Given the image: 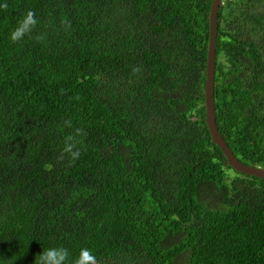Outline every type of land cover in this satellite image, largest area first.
<instances>
[{"label": "trees", "instance_id": "obj_1", "mask_svg": "<svg viewBox=\"0 0 264 264\" xmlns=\"http://www.w3.org/2000/svg\"><path fill=\"white\" fill-rule=\"evenodd\" d=\"M211 4L0 0V264L51 245L96 264H264V178L229 184L205 119ZM217 30L219 131L264 167V0H223Z\"/></svg>", "mask_w": 264, "mask_h": 264}, {"label": "water", "instance_id": "obj_2", "mask_svg": "<svg viewBox=\"0 0 264 264\" xmlns=\"http://www.w3.org/2000/svg\"><path fill=\"white\" fill-rule=\"evenodd\" d=\"M223 0H212L209 13V42L206 60V76L204 84V96L206 107V123L211 134L212 141L216 143L226 156V164L245 174L264 178V168L256 165H248L239 160L234 154L217 125L215 108V72H216V47L218 34V12Z\"/></svg>", "mask_w": 264, "mask_h": 264}, {"label": "clouds", "instance_id": "obj_3", "mask_svg": "<svg viewBox=\"0 0 264 264\" xmlns=\"http://www.w3.org/2000/svg\"><path fill=\"white\" fill-rule=\"evenodd\" d=\"M0 6H3V5H0ZM35 23H36V20L34 18L33 12L31 10L27 11L22 16V18L17 21L16 26L9 32V39L13 42L21 40L26 34H28L31 31L32 26H34ZM72 155L76 156L77 153H73ZM225 164H226V160H225ZM248 165H251V164H248ZM229 171L230 170H228L227 173ZM227 182H228V178H227ZM69 257H70V253L67 248L60 246V245H51V246L42 248L41 251L35 255L34 264H96V257L94 253L91 251V249L87 247H81L78 250V253L76 254V256L72 258L71 260H69Z\"/></svg>", "mask_w": 264, "mask_h": 264}, {"label": "rangeland", "instance_id": "obj_4", "mask_svg": "<svg viewBox=\"0 0 264 264\" xmlns=\"http://www.w3.org/2000/svg\"><path fill=\"white\" fill-rule=\"evenodd\" d=\"M230 170L228 172V182L230 184V182L232 181V179L234 177H236V174L234 173L235 170L232 168V169H228ZM227 170V171H228ZM233 171V172H232ZM210 205L212 206H217V205H220V204H224V197L223 195L218 191L216 190L211 196H210V201H209Z\"/></svg>", "mask_w": 264, "mask_h": 264}]
</instances>
